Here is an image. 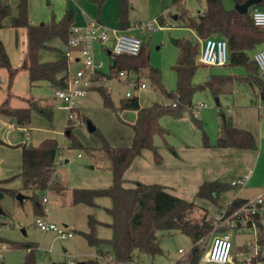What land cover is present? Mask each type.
Wrapping results in <instances>:
<instances>
[{
	"label": "rangeland",
	"instance_id": "obj_1",
	"mask_svg": "<svg viewBox=\"0 0 264 264\" xmlns=\"http://www.w3.org/2000/svg\"><path fill=\"white\" fill-rule=\"evenodd\" d=\"M18 1L7 0L11 7V15L4 20L3 27L0 28V39L4 45L9 66L12 67L19 66L23 57L22 29H15L11 26V17L17 14ZM172 1L129 0L128 20L130 25L124 32L141 40L149 65L159 71L164 89H158L154 85L146 69L139 72V78L146 84V88L143 90L132 88L125 82L107 81L104 89L109 88V96L115 109L104 106L100 93L91 90L87 96L79 100L75 118L68 121V111L62 102L53 97L54 89L47 82L40 81L30 86L26 72L19 70L14 76L11 86L8 87L7 69L0 62V103L9 91L11 107H25L27 102L24 98L42 99L44 104L52 107L53 112L49 122L43 115L32 111L30 124L26 127H18L13 124L14 128L9 132V138L17 143L28 142L37 146L42 139L50 137L57 140L59 147L55 172L52 177L55 183L50 188L34 191V199L25 197L20 202L15 196L6 194L0 201L2 210L0 213V264H21L26 254V249L21 247V244L26 243H32L36 247L34 251L36 264H68L69 260H76L74 255L96 253L98 249L108 256H113L109 243V239L112 237L110 226L112 217L106 210L111 207V199L107 196H100L95 199V207L82 204L74 205L70 202L71 191L74 188H105L110 185L111 173L108 169V159L101 149L99 134L111 147L130 144L132 136L130 125L135 119V111L132 109L119 110L118 108L120 100L125 98L127 91L138 97L143 106L152 103L162 105L172 103L173 98L166 94H175L177 85L174 66L179 53V45L174 40L196 42L199 47L203 40V38L197 37L192 28L187 27L183 19H174L173 16L179 15L181 9H184L187 15L196 17L206 8L205 0H177V3ZM72 2L73 0H27L29 22L40 24L48 23L51 20L58 21L66 9H82L81 6H78L79 4L72 8ZM221 3L225 9H233L235 5L233 0H221ZM111 4L113 5L109 9L105 11L104 8L103 12L100 11L98 15L106 28L118 29L116 28L117 24H114V11H116L114 1ZM94 7V17L88 16L91 19L96 18V3ZM104 12L105 15L102 17ZM83 13L85 12L83 11ZM159 14L163 15V23L157 20ZM149 22H153V27L157 29L142 31L136 27L137 24ZM173 23L176 26L170 27L169 25ZM161 25H163L162 28L158 29ZM49 44L50 48L40 50V62L56 61L62 55L63 42L59 38L51 39ZM111 46L112 42L109 40L106 47H95L94 51L95 59L101 63L100 69L105 73L109 72V66L112 63V56L106 50V48L111 49ZM254 50L249 51L250 58H252ZM197 57L193 83L203 84L210 75L231 77L224 85L227 87L217 94L219 106L216 105L215 96L209 90L195 91L191 98V111L183 109L181 116L178 117L170 114L160 116L159 123L166 129L167 134L164 137L156 135L154 143L158 147H165V142H167L175 147L188 145L189 148H194L203 145L211 150L219 149L216 146L219 126L217 117L221 111L230 118L235 126L250 131L256 145L254 149L248 151L232 148L228 153H219L216 156L213 154L205 159L203 165L206 168L212 167L216 175L220 174L216 179L228 184L235 174L249 173L250 171L246 169L249 167L251 176L246 182L247 187L261 190L264 187V100L259 97L257 79L250 77V72L244 66L207 65L200 63ZM79 66L78 62L70 59L68 72L70 84L75 76V70ZM203 103L206 104V107L199 108V105ZM14 104L18 106H13ZM228 108L233 111L231 115L226 112ZM192 115L201 121L200 127L191 121ZM1 119L3 121L0 125H10L11 122L7 117L2 116ZM87 120L94 125L95 132L87 131ZM69 123H71V128L68 136L66 126ZM23 129L28 130L31 136L26 137ZM1 147L0 145V154ZM8 149L18 151L15 147ZM242 153H250L252 156H244ZM208 155H212V153H208ZM6 167L12 173L9 177L11 181L17 180L20 159L11 156ZM236 189V187L228 188L214 204L199 198H196L195 201L208 209L207 214L212 215L216 211L226 209L231 194ZM21 193L27 196L31 192L22 191ZM43 196L47 198V202L42 203L41 206L44 213L37 215L34 200L37 199L41 203ZM88 214H92L99 222L96 226V235L103 242L97 248L88 246L80 233L88 231ZM36 216H41L45 221L58 226L66 225L73 232V236L60 239L53 231H41L34 223ZM232 235L233 250L240 249L244 242L251 237V233L241 229H234ZM157 236L162 253L154 256L146 253L136 255L134 259L136 264H175L179 258L187 260V255L182 257L179 249H183L185 253L190 249L191 240L188 236L180 231L167 233L163 230H158ZM208 242L209 236H205L200 241L201 253L206 249ZM63 249H66L68 256L64 255Z\"/></svg>",
	"mask_w": 264,
	"mask_h": 264
},
{
	"label": "trees",
	"instance_id": "obj_2",
	"mask_svg": "<svg viewBox=\"0 0 264 264\" xmlns=\"http://www.w3.org/2000/svg\"><path fill=\"white\" fill-rule=\"evenodd\" d=\"M105 0H96L98 12ZM245 0H233L235 4L243 3ZM205 10L192 17L182 10L177 18L185 21L187 27L192 28L198 38L209 36L224 38L227 42V62L229 66H244L250 72V77L257 79L259 85V97L264 100V77L259 72L248 53L256 47L264 46V28L256 27L251 21L248 12L238 13L234 8L225 9L221 0H205ZM252 7L264 9V0ZM251 7V8H252ZM130 9L129 0H119L118 28L120 30L129 27L128 13ZM11 15V7L7 0H0V28L4 20ZM74 20V11L66 9L62 18L58 21L51 20L48 23L32 24L29 22L27 13V0H19L17 14L11 17V26L15 29L23 28L25 35L23 57L19 67L9 66L4 45L0 39V62L6 66L8 75V87L19 69H25L28 76V84L35 85L40 81L47 82L53 89H66L70 83L68 76L69 58L61 55L56 61L40 62L39 52L50 48L49 41L59 38L65 43L69 38V27ZM162 23V16H157ZM179 45V53L174 66L177 75L175 94H166L173 98L169 105L152 103L141 106L138 97L131 95L120 100L119 110L132 109L136 112L132 128L131 141L128 146L111 147L105 138L99 134L101 149L108 159V169L111 173V183L105 188H74L71 191V204H82L95 207V199L107 196L111 199V207L107 212L112 217V237L109 239L111 253L116 259V264H131L135 262L136 255L146 253L151 256L162 253L157 236L158 230L171 233L180 231L191 240L190 249L182 256L187 255V260L178 259L175 264H197L201 255L200 241L208 236L212 229L210 222L206 220V208L198 205L193 200L180 198L169 192L164 186L156 183L145 184L136 180H125L124 171L132 160L140 155L143 150H150L153 154L154 163L161 162L158 146L154 143V137H164L167 134L159 123L163 114L174 117L181 116L183 109L191 111V98L197 90H209L215 97L222 91L224 85L231 79L230 76L210 75L203 84L193 83L196 68V57L200 47L196 42L188 40H176ZM133 69L141 72L148 71L149 78L154 85L163 90L159 71L149 65L148 57L143 46L135 56L126 54L115 55L109 66V72L96 70L90 77L92 85L89 90L98 91L104 106L115 109L109 93L105 92L100 81L104 77H110L119 70ZM259 78H258V76ZM9 91L5 99L0 103V117H7L12 124L18 127H26L31 122V113L36 111L50 122L52 119V107L44 104L42 99L34 100L24 98L27 102L25 107H11L9 104ZM216 105L219 106L218 98ZM191 121L201 126V121L192 115ZM219 126L217 129L216 146L229 147L243 150L255 148V139L248 130L238 128L232 124L230 118L219 111ZM71 123L66 126V134L70 135ZM96 129L93 130L95 132ZM0 143H2L0 141ZM21 149V177L20 189L4 186L7 180L0 181V201L4 195L15 196L20 190L28 192L26 197L34 199L36 190L50 188L55 181L52 180L56 167V155L58 143L54 138H44L37 146L32 144H20ZM165 147L174 150V146L165 142ZM129 183L128 186H124ZM231 186L219 180L204 181L196 191L195 196L205 199L211 203H217L221 194ZM246 199L235 197L228 201V211L241 205ZM37 215L43 213L42 203L34 200ZM1 209V208H0ZM2 211V210H1ZM201 212V213H200ZM99 222L92 214L87 215V232H80L90 247H99L103 242L96 235V226ZM26 249V254L21 264H36L35 245L32 243L21 244ZM97 255H107L100 249ZM82 264H100L94 259H87Z\"/></svg>",
	"mask_w": 264,
	"mask_h": 264
},
{
	"label": "built area",
	"instance_id": "obj_3",
	"mask_svg": "<svg viewBox=\"0 0 264 264\" xmlns=\"http://www.w3.org/2000/svg\"><path fill=\"white\" fill-rule=\"evenodd\" d=\"M249 14L254 26L264 28V9L252 7ZM162 26H159L158 29ZM169 26L175 27L176 24L173 23ZM136 27L142 31L157 29L153 27V22L140 23ZM69 32V38L63 43L61 52L69 60H78L80 66L75 70L72 83H69L66 89L55 88L53 91V97L62 102L68 111V121L75 118L79 100L87 96L90 91L89 86L92 85L90 75L96 70H100L101 63L95 59L94 45L100 44L101 47H106V43L111 40V49L106 48V50L112 57L120 54L135 56L142 46L139 38L126 34L120 29H108L97 19H90L82 26L72 24L69 27ZM197 60L207 65H225L227 62L226 40L214 36L204 38L201 41ZM252 60L264 77L263 47L253 52ZM110 80L125 82L137 90L146 88L144 81L139 78V73L133 69H121L110 77H104L100 84L105 87L106 82ZM105 92L109 93V88ZM131 95L130 91L125 93V97ZM202 107H206V104L199 105V108ZM26 135L29 136L28 130H26ZM249 176L250 173L239 174L230 180L229 185L240 188L246 184ZM45 202H47V198L43 196L41 203ZM206 220L211 223L212 229L208 234L209 242L206 249L201 253L197 264H264V187L233 210L222 209L212 215L206 213ZM34 223L43 232H55L60 239L73 236V232L66 226H58L45 221L41 216H36ZM234 229L251 233L250 239L236 250L232 249ZM179 253L185 254L183 249H179ZM64 255L68 256L69 254L65 252ZM93 259L100 264H116L114 256L96 255ZM68 264H79V262L69 260ZM131 264L136 263L132 262Z\"/></svg>",
	"mask_w": 264,
	"mask_h": 264
},
{
	"label": "crops",
	"instance_id": "obj_4",
	"mask_svg": "<svg viewBox=\"0 0 264 264\" xmlns=\"http://www.w3.org/2000/svg\"><path fill=\"white\" fill-rule=\"evenodd\" d=\"M112 1H114V6L116 8V11H114V15H115L114 24H117L116 28H118L119 0H105L101 6L100 11L103 12L104 8H105V11H106V9H109V7L111 5H113V4H111ZM172 2L177 3V0H173ZM95 3H96V0H73L71 7L74 8L77 4H79L78 6H81L82 9H75V8L70 9V10L74 11V20H73L72 24L77 25V26H82L88 20H90L91 18L88 16H93V13L95 10V7H94ZM96 9H97V11H96V15H95L96 18L95 19L99 20L102 23V19L100 18V15H98V13L100 12V11L98 12V5H97ZM182 10H184V9H181V11ZM83 11L85 13H83ZM104 15H105V12H104V14H102V17ZM159 15L162 16V23H163V21H164L163 15L162 14H159ZM173 18L176 19L177 15H174ZM128 28H126V29H128ZM21 29H22L21 40H22V44H23L22 48L24 50V48H25L24 47L25 35H24V29L23 28H21ZM126 29H123V31H125ZM95 47L100 48L101 45L95 44L94 45V51H95ZM261 47L264 48V46H261ZM261 47H257L256 49L261 48ZM74 60L76 62H78V60H76V59H74ZM19 66H17V67H19ZM19 70H23L26 72L25 69H19ZM26 74H27V72H26ZM27 78H28V76H27ZM226 87L227 86H224L223 89ZM215 98H217V97H215ZM138 100H139V98H138ZM139 104L141 106H143V104L140 100H139ZM26 105H27V103H25V106ZM13 106H18V105L14 104ZM226 112L229 115H231L233 113L232 109H230V108H228L226 110ZM135 116H136V112H135ZM217 119H218V117H217ZM2 121L3 120L1 119L0 123H2ZM13 128H14V126L12 123H10V125H7V126H5L4 124L0 125V133H2L0 135V141L2 142V143H0V145L2 146L1 147L2 151L0 154L1 155V158H0V181L7 180L4 183V186L9 187V188H13V189H20L21 185H22V181H21V177L18 175L19 173L17 174L18 179L15 180L14 182H12L11 178H9L12 173L9 170V168L6 167V163H7L8 159L11 156H13V157H18L20 159V170H21V149L19 147V145L21 143H17L12 138H9L10 135H8L9 132L11 130H13ZM22 131L25 132L24 135L26 137H28L26 135V130L23 129ZM29 136H31L30 132H29ZM25 144H29V143L25 142ZM5 147H7V148H5ZM13 147L17 148L19 152L17 150L8 149V148H13ZM229 149H232V148L219 147V149L217 148V149L211 150L209 147H206L203 145H201V146L199 145L198 147H194V148H189L188 145H179L178 147L174 146V150L171 151V150L167 149L166 147H158V151L160 152V155H161V162L159 164L154 163L153 154L150 150H143L140 155L136 156L132 160V162L130 163L128 168L124 171L123 177L125 180H128V181L136 180V181H139V182H142L145 184H152V183L160 184V185L164 186L169 192L173 193L174 195H176L180 198H183V199H186L189 201L190 200L195 201V199L197 198L195 196V194H196V191L198 190L199 186L204 181L218 180L216 178H218V176H220V174L216 175V173L213 171L212 167L206 168L203 165V162L205 161L206 158L213 156V154L216 156L219 153H228V151H230ZM240 150H243V149H240ZM246 151H248V150H246ZM208 153H212V155H208ZM242 154L244 156H249V157L252 156V154H250V153H242ZM8 155H9V157H6ZM246 169H248V171L251 172V169L249 167H247ZM20 170H19V172H20ZM245 170H243V171H245ZM239 174H235L231 178V180L235 176H238ZM250 176H251V173H250ZM250 176H249V178H250ZM128 185H129V183H126L124 186H128ZM256 189L257 188H255V187L254 188L247 187V185L245 184L244 186L237 188L235 190V192L231 194V199H233L235 197L242 198V199L251 198L259 191ZM201 200H205V199H201ZM197 204L200 205L199 202ZM200 206H202V205H200ZM206 210L208 211L207 208H206ZM43 213H44V211H43ZM64 226H66V225H64ZM84 241H85V239H84ZM65 252H66V249H63V253H65ZM96 255H97L96 253H88V254L74 255L73 257L77 260V262L80 263V262H83L87 259H93Z\"/></svg>",
	"mask_w": 264,
	"mask_h": 264
},
{
	"label": "water",
	"instance_id": "obj_5",
	"mask_svg": "<svg viewBox=\"0 0 264 264\" xmlns=\"http://www.w3.org/2000/svg\"><path fill=\"white\" fill-rule=\"evenodd\" d=\"M262 0H245L243 3H240V4H235L234 5V9L240 13V14H245L248 12V9L254 5H257L261 2ZM174 42H176L174 40ZM110 52L108 51V54ZM217 101V98H215V102ZM86 129L88 132H93V130L95 129L94 125L89 121L87 120L86 121ZM68 134V132H67ZM26 196L24 194H22L21 192H17L15 194V198L17 200H19L20 202L25 198ZM0 213H2L1 209H0ZM79 264H82V262H80Z\"/></svg>",
	"mask_w": 264,
	"mask_h": 264
}]
</instances>
